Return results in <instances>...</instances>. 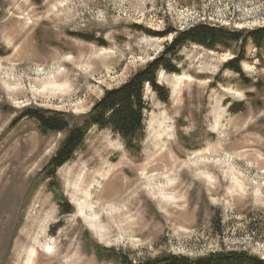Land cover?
Instances as JSON below:
<instances>
[{"label": "rangeland", "instance_id": "374dc122", "mask_svg": "<svg viewBox=\"0 0 264 264\" xmlns=\"http://www.w3.org/2000/svg\"><path fill=\"white\" fill-rule=\"evenodd\" d=\"M198 24L263 28L264 0H0V264H25L31 249L30 264L228 252L264 260V44L180 49L178 73L158 76L168 102L146 88L152 110L136 156L120 136L92 128L49 179L65 135L24 117L79 122L106 90L166 54L173 32ZM238 52L242 78L224 69Z\"/></svg>", "mask_w": 264, "mask_h": 264}, {"label": "trees", "instance_id": "16d2710c", "mask_svg": "<svg viewBox=\"0 0 264 264\" xmlns=\"http://www.w3.org/2000/svg\"><path fill=\"white\" fill-rule=\"evenodd\" d=\"M173 33L175 37L166 54L140 68L120 87L106 90L102 99L95 104L88 115L82 116L79 122L73 123L71 116L65 113L34 110L24 112V117L37 120L43 134L65 135L63 142L46 168L49 179H54L56 171L74 159L77 151L84 146L92 128L112 131L121 137L132 155H138L141 151L139 145L145 137L146 115L152 110L146 100V88H150L163 103L168 102L169 92L159 84L158 76L161 71L178 73L172 56L175 57V54L183 47L193 44L209 51H215L219 48L232 50L235 45L245 46L249 42L253 43L257 49H262L264 44V27L246 32L245 30H231L209 24H198L187 30ZM79 37L84 41L91 40L85 36ZM242 62H244V53L238 52L232 60L224 65V69L235 72L240 78L245 77L241 67ZM246 83L257 90L262 89V83L259 81L253 84L247 80ZM60 204L63 206L62 212L71 213L67 202L61 200ZM104 251L100 247L96 251L101 259L104 257ZM122 264L133 263L123 259ZM146 264H264V260L246 252H228L211 254L195 260L172 256L165 260Z\"/></svg>", "mask_w": 264, "mask_h": 264}, {"label": "bare ground", "instance_id": "6f19581e", "mask_svg": "<svg viewBox=\"0 0 264 264\" xmlns=\"http://www.w3.org/2000/svg\"><path fill=\"white\" fill-rule=\"evenodd\" d=\"M12 93V95L13 94H15L16 95V93H14V91H12L11 92ZM14 95V96H15ZM173 172V171H172ZM161 199V198H160ZM166 200V199H165ZM164 200L163 199H161V200H158V206L159 207H164V202H163ZM48 249L50 250V247H48ZM36 256V254H35V250H30L28 253H27V261H26V263L25 264H30V262H31V260L34 258Z\"/></svg>", "mask_w": 264, "mask_h": 264}]
</instances>
